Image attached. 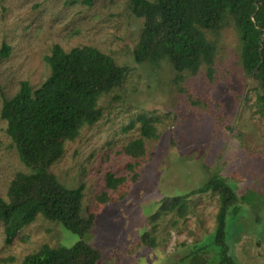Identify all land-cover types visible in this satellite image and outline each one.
Wrapping results in <instances>:
<instances>
[{
  "label": "rangeland",
  "instance_id": "1",
  "mask_svg": "<svg viewBox=\"0 0 264 264\" xmlns=\"http://www.w3.org/2000/svg\"><path fill=\"white\" fill-rule=\"evenodd\" d=\"M143 22L130 0H0V49L11 47L0 56V112L21 81L38 87L49 76L45 56L54 44L67 51L98 48L128 67L126 77L100 97L102 117L67 140L62 158L50 167L67 187L84 184L83 215H95L84 239L100 250L98 264H221L212 235L217 194L190 196L183 217L170 212L156 224L149 219L163 198L184 195L216 173L237 187L241 199L226 228L238 264H264V115L257 83L243 67L240 33L232 21L207 32L214 64L203 63L177 85L168 59L135 61ZM144 115L154 120L157 137L142 136ZM138 138L146 152L133 157L125 147ZM29 170L0 114V196L7 199L16 173ZM109 172L125 183L108 188ZM105 192L107 201L101 200ZM145 231L155 236V247L142 243ZM79 240L39 214L7 244L0 223V264H21L45 243L71 247Z\"/></svg>",
  "mask_w": 264,
  "mask_h": 264
},
{
  "label": "trees",
  "instance_id": "2",
  "mask_svg": "<svg viewBox=\"0 0 264 264\" xmlns=\"http://www.w3.org/2000/svg\"><path fill=\"white\" fill-rule=\"evenodd\" d=\"M130 7L135 16L144 20L135 61L142 64L168 59L177 73V85L186 73L196 74L203 63L214 64L215 45L207 32L216 33L232 21L243 44L244 70L257 83V105L264 115V0H130ZM10 51L11 47L4 43L0 56L6 57ZM45 60L51 70L45 81L38 87L28 80L21 81L18 92L4 100L0 112L22 162L30 169L16 173L7 199L0 196V223L4 225L7 244H12L39 214L58 221L80 237L71 247L45 243L25 255L21 264H98L100 250L84 239L95 221V215H83L84 184L69 188L50 167L62 158L67 140L74 139L84 125H92L102 117L100 97L123 83L128 67L118 65L93 46L67 51L54 44ZM211 71L214 72L212 67ZM141 122L142 136L157 137L152 117L144 115ZM125 152L133 157L144 155V138L133 140ZM125 181V177L111 172L106 175L110 189H117ZM209 192L220 199L212 234L217 259L221 264H238L226 228L231 210L236 211L241 199L237 187L218 173L184 195L163 198L150 222L156 224L170 212L185 216L189 197ZM108 199L105 192L101 200ZM141 241L148 247L156 246V238L149 231L142 234Z\"/></svg>",
  "mask_w": 264,
  "mask_h": 264
}]
</instances>
